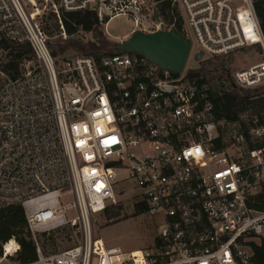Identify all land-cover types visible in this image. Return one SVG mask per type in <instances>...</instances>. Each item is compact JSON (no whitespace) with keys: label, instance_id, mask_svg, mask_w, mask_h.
I'll use <instances>...</instances> for the list:
<instances>
[{"label":"built area","instance_id":"built-area-1","mask_svg":"<svg viewBox=\"0 0 264 264\" xmlns=\"http://www.w3.org/2000/svg\"><path fill=\"white\" fill-rule=\"evenodd\" d=\"M57 5L54 11L95 12L108 36L115 17L130 21L129 35L176 30L189 39V33L207 63L252 49L259 57L236 67L230 82L264 84L254 0ZM41 22L22 0H0V208L23 207L36 252L24 264H252L246 239L264 233V211L253 207L264 189L258 118L247 133L238 129L226 138L219 126L230 123L214 119V86L202 74H175L135 52L99 60L64 53L57 61ZM24 43L30 55L12 76L3 67L10 46ZM126 187L157 219L152 245L137 253L107 245L93 230L94 216L119 206ZM65 225L75 229L76 244L42 251L38 235ZM6 242L0 262L19 250L14 238Z\"/></svg>","mask_w":264,"mask_h":264},{"label":"trees","instance_id":"trees-1","mask_svg":"<svg viewBox=\"0 0 264 264\" xmlns=\"http://www.w3.org/2000/svg\"><path fill=\"white\" fill-rule=\"evenodd\" d=\"M254 7L258 16L262 33L264 36V0H254ZM60 19L67 38L56 43V49L48 46L54 57L64 54L71 50L73 53L90 55L99 60L105 54L116 51L117 42L108 40L99 29L100 22L95 12L90 10L65 11L59 10ZM92 33L93 39L84 40L78 33ZM10 58L4 64V69L14 76L18 70V62L24 56L30 55V47L27 43L19 46H10ZM220 71V75L212 76L211 72ZM190 73H200L205 76L214 86L216 80H226L227 87L221 89L220 93H212L211 101L213 104V116L216 121L233 123L239 120V114L246 108L253 107L254 115L258 118V125L264 126L262 114L264 112V84L253 89L235 86L230 82V75L223 66L219 64L207 63L202 61V65L197 69H190ZM252 118L249 121L253 125ZM221 133L224 127L219 126ZM249 127L239 128L247 133ZM221 145L218 144L217 148ZM253 207L264 211V191H261L254 197ZM146 208L141 204L135 205V214H141ZM119 207L109 208L105 213L108 219L117 216ZM41 235V234H40ZM14 238L19 244V250L16 253L19 264L33 261L36 258L35 244L27 226L24 210L21 204H13L0 208V240L4 243L10 238ZM252 250V264H264V243L249 242ZM2 250L0 247V257Z\"/></svg>","mask_w":264,"mask_h":264},{"label":"rangeland","instance_id":"rangeland-1","mask_svg":"<svg viewBox=\"0 0 264 264\" xmlns=\"http://www.w3.org/2000/svg\"><path fill=\"white\" fill-rule=\"evenodd\" d=\"M29 12L38 13L42 17L41 31L47 37L50 42V48L56 49V43L67 38L64 34V29L60 19V11H54L53 5H57V0H22ZM59 9V8H58ZM38 17V16H36ZM99 29L104 36L113 42L123 41L129 36L131 29L130 21L125 17H115L111 19L107 25V31L111 36H108L105 32V26L100 25ZM84 40L93 39V34L90 33H78ZM191 46L187 54L183 72L190 69H197L202 65L203 60L196 61L194 55L197 52V44L191 34H187ZM242 52V53H241ZM241 52H233L225 56H220L213 64H219L227 70L230 75L235 69L242 68L251 64L257 60L258 54H252V49H244ZM70 56L73 51L68 50L65 52ZM57 61H60L61 57L58 56ZM222 62V64H220ZM220 71L211 72L210 75H220ZM226 80H216L213 93H220L221 89L227 87ZM259 87V86H257ZM251 87L247 89H253ZM253 107L246 108L239 114V120L229 125L223 124L224 135L227 138L234 131L244 126L249 127L250 119H254ZM223 121L220 123L222 124ZM264 191V189H262ZM68 201L67 199L64 202ZM119 212L117 216H113L111 219L107 218L106 213L96 214L93 219V230L96 235L101 238L110 246H119L123 252L133 251L137 253L139 249L149 247L153 243V237L156 233L157 219L146 213V210L141 214H135V201L136 196L134 192L126 187L124 195L120 197ZM67 214H70L68 211ZM74 228L70 225H65L55 231H51L49 234L42 233L38 235V241L41 249L44 252H54L69 248L76 244L77 239L75 236ZM12 238V237H11ZM10 238V239H11ZM247 243L254 242L257 244L264 243V233L258 236H252L246 239ZM7 243V242H6ZM5 243V244H6ZM4 242L0 240V247L3 252ZM0 264H19L17 256L8 255L3 259Z\"/></svg>","mask_w":264,"mask_h":264},{"label":"water","instance_id":"water-1","mask_svg":"<svg viewBox=\"0 0 264 264\" xmlns=\"http://www.w3.org/2000/svg\"><path fill=\"white\" fill-rule=\"evenodd\" d=\"M116 44L115 53H140L159 65L160 69H168L175 74L183 69L190 48L189 39L176 30L135 32ZM201 56L202 52H198L194 59L199 61Z\"/></svg>","mask_w":264,"mask_h":264},{"label":"bare ground","instance_id":"bare-ground-1","mask_svg":"<svg viewBox=\"0 0 264 264\" xmlns=\"http://www.w3.org/2000/svg\"><path fill=\"white\" fill-rule=\"evenodd\" d=\"M14 248V242L11 240L5 244L4 249L6 250V253H10Z\"/></svg>","mask_w":264,"mask_h":264}]
</instances>
